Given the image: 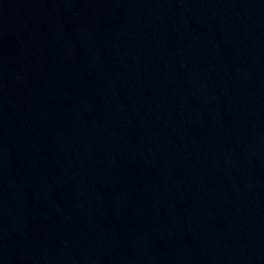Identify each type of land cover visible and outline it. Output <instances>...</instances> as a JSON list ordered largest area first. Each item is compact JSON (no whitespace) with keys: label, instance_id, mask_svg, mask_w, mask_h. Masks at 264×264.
I'll return each mask as SVG.
<instances>
[{"label":"water","instance_id":"95a60500","mask_svg":"<svg viewBox=\"0 0 264 264\" xmlns=\"http://www.w3.org/2000/svg\"><path fill=\"white\" fill-rule=\"evenodd\" d=\"M0 264H264V0H0Z\"/></svg>","mask_w":264,"mask_h":264}]
</instances>
